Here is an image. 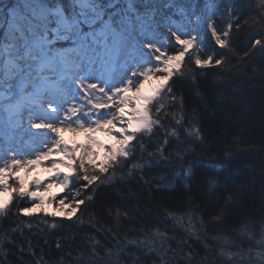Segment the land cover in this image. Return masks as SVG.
I'll return each mask as SVG.
<instances>
[{"label": "trees", "instance_id": "1", "mask_svg": "<svg viewBox=\"0 0 264 264\" xmlns=\"http://www.w3.org/2000/svg\"><path fill=\"white\" fill-rule=\"evenodd\" d=\"M73 1L0 0V42L10 43L18 55L16 74L4 75L0 60V80L9 87V101L19 95V80H33L35 70L23 47L13 43L10 26L23 22L41 29L46 20L54 25L50 12L54 7L72 20ZM93 2L96 11L102 10L101 17L83 27L82 34L102 22L114 29L125 26V1ZM132 2L140 20L158 32L166 21L188 27L187 22L209 6L211 22L198 47L183 52L167 81L181 64L185 73L191 68L194 77L173 78L171 94L166 81L159 104L151 103L157 105L149 107L156 122L153 131L136 134L145 144L143 152L137 141L134 156L121 157L107 173L89 168L88 174H97L99 180L87 189L70 182L66 199L85 202L73 216L35 211L28 197L14 195L9 210L0 213V264H250L258 249L264 224V53L259 49L245 53L255 39L264 40L252 26L258 17L250 7L264 12V0ZM229 6L234 8L232 19L240 18L239 27L229 23ZM225 32L230 35L225 37ZM219 35L225 39L224 47L216 44ZM67 44L52 43L56 48ZM181 51L178 45L165 52L170 56ZM185 55L193 63L197 55L224 62L216 66L213 61L202 69L189 65ZM181 164L192 167L190 181L181 176ZM209 175L216 184L205 182ZM72 177L82 181L83 172L77 169ZM23 207H30L31 214L21 212ZM72 208L74 212L76 205Z\"/></svg>", "mask_w": 264, "mask_h": 264}, {"label": "rangeland", "instance_id": "2", "mask_svg": "<svg viewBox=\"0 0 264 264\" xmlns=\"http://www.w3.org/2000/svg\"><path fill=\"white\" fill-rule=\"evenodd\" d=\"M122 1H125L126 24L117 29L108 22H102L94 30L82 34L83 27L91 26L101 17L102 10L98 7L96 11L93 0H74L72 20L61 9L54 7L50 9L54 25L46 20L41 29H34L23 22L11 23L10 26L13 43L23 47L26 57L35 63V70L33 80H19V95L13 101L8 100L10 94L6 89L9 87L0 80V156L7 149L27 153L23 158L30 173H22L26 187H30L36 177H40L45 186L53 183L56 186L48 194L57 197V204L59 199H66L58 184L69 168L80 167L81 164L90 169L98 168L108 158L107 150H102L99 141L94 140L87 146L84 141L74 144L73 137H87L85 131H88L90 136L108 139L107 128L114 125V118L124 103L121 96L138 84L151 80L153 72L161 71L163 74L154 80L158 83L155 91L151 93L150 86L145 84L138 96L140 122H149L151 117L147 102L152 100L150 104H159L157 94L178 68L183 52L198 47L202 33L211 22L210 17L207 23L201 25L197 42L188 43L187 33L195 26L194 19L200 17L203 11L187 22L188 27L185 23L166 21L163 30L158 32L140 20L134 12L132 0ZM177 34L184 41L179 40ZM64 41L70 44L63 47L57 45L59 48L52 45ZM178 45L183 47V51L166 55L167 48ZM11 46L10 43L0 42L4 75L19 72L18 55ZM51 119L55 125L53 131ZM33 120L35 123L31 124ZM143 131L142 127L139 130L133 128L119 141ZM115 145L124 146L117 142ZM38 147L46 149L41 152ZM91 148L102 151L98 159ZM13 182L16 183L14 179ZM31 189L37 190L34 187ZM7 200L8 192L0 191V202ZM41 206L45 213H57L59 216H67L64 212L71 215L74 210L59 209L50 201ZM34 210L39 209L34 207Z\"/></svg>", "mask_w": 264, "mask_h": 264}, {"label": "snow or ice", "instance_id": "3", "mask_svg": "<svg viewBox=\"0 0 264 264\" xmlns=\"http://www.w3.org/2000/svg\"><path fill=\"white\" fill-rule=\"evenodd\" d=\"M14 2L18 3V0H14ZM250 7L252 8V12L257 13V15H255L256 17H258V20L255 22L254 25L258 28V31L262 34H264V12L261 11V9L256 8L252 5H250ZM12 15L13 17L16 14V10L12 9ZM226 12L229 13V23L233 24L237 27L240 26V18L239 16H236L235 20L232 19V14L234 13V8L229 6L226 8ZM245 23H248V20H245ZM216 32L218 33L220 31V29L216 28L214 26V24L212 25ZM225 37L229 36L230 33L229 32H225L223 34ZM178 39L181 41H184V38H182L181 35L177 34ZM218 46L224 47L225 46V39L222 38L220 35L218 36L217 39V43ZM256 49H259L261 51V53H264V40L262 39H255L252 42V47L249 50L248 53H245V56H249L251 55ZM184 60H187L189 65H195L198 66L200 68H205L206 66H209L213 63L216 66H220L222 65V63L224 62L222 59L219 58H215L211 55L207 56V58L202 57L201 55H197L194 58V63L193 60L190 59L187 55H185ZM183 66L184 64H181L180 66V71L177 74H174L173 77L171 79H169L167 81V85L165 88L169 89V94L170 93V89H171V81L173 78L177 77V76H188L189 78L194 77L195 73L191 71L190 68V74L189 73H185L183 71ZM193 83H195V81L193 80ZM161 92L157 94V96H160ZM152 101V100H151ZM147 102L148 105V109L149 107H153L156 108L157 105L156 104H151L150 102ZM176 104V100L175 97H173V106H175ZM182 104V101H181ZM35 123V121L33 120V122L31 124ZM156 123L154 122L152 119L149 122H138V121H134L131 122L129 127L134 128L139 130V128H143L144 131L141 133H151L153 131V124ZM39 126V125H37ZM151 138V137H149ZM139 141V148L141 150V152H143L144 148H145V144L142 140L141 137H137V136H133V137H129L127 138V140L125 141H118L117 144L119 143H123L124 146L123 147H118L116 145H112L108 150H107V159L104 162V164L102 166L98 165V169L100 173H107L109 170V165H115L116 162L121 158H127V159H131L135 152H136V142ZM157 152H159V148L156 149ZM186 151H188V149H186ZM116 153V154H113ZM162 154V153H161ZM24 155H27V153H19L17 152L15 149H7L4 153L3 156H0V191H7L8 192V196H9V200L4 201V202H0V213L3 212H7L10 208L12 201V197L14 195H18L21 198L24 197H30L32 198L29 203L31 204L32 207H35L37 209H39L40 211H43L41 205H43L46 201H50L53 202L54 206L58 207L59 209L61 207H64L65 209H69L72 208L73 205H76V210L71 214L68 215L66 212H64L65 215L71 217L74 214L77 213V209L83 205L85 202L83 200H75L72 201L71 203L69 202L68 199H59L58 204L56 203L57 197L55 195H49L48 192L49 190L56 186L53 183L47 184L45 186V184L42 183L41 178L40 177H36L35 179H33L31 181V185L32 187L36 188L37 190H32L29 187H26V181H25V175L23 174H27L30 173L29 169L25 163V159L23 158ZM77 155H79V153H77ZM149 156H152V153H149ZM178 158H180L181 160L183 159V154L178 153L177 154ZM86 158V157H85ZM127 159L125 160V163H127ZM28 162L31 163L30 158H28ZM90 164L93 163V161H89ZM77 169L80 172H83V179L82 181L79 179H75L73 180L72 177V173L76 172ZM88 169L89 167H85L83 166V164H81L80 167H74V168H69L68 172H66V175L64 176L63 180L58 184V186L63 190L62 195L63 196H67V189H69L70 187H72V183H70V181H72L73 183H77V184H83V187L85 189H87V187L89 185H91L93 183V181H98L99 180V176L97 174H92L89 175L88 174ZM77 175H79V172H77ZM193 175V170L192 167H187L185 168L183 166V164H181V176L185 179L190 181ZM15 180L16 183L15 185H13L11 183L12 180ZM205 182L210 184V185H214L216 184V178L209 175L205 178ZM189 185H186V187H188ZM43 188L44 191H39V189ZM230 198V197H229ZM38 202V203H37ZM21 212H23L25 215H30L31 214V208L30 207H23L20 209ZM50 215H57V213H51ZM215 219H218V217H216ZM260 231L262 234V238L261 241L258 243L257 247L260 249H264V224L261 225L260 227ZM253 235H255V233H253ZM250 255V253H249ZM261 255V259L259 260V264H264V252L260 253ZM231 258V257H230Z\"/></svg>", "mask_w": 264, "mask_h": 264}, {"label": "bare ground", "instance_id": "4", "mask_svg": "<svg viewBox=\"0 0 264 264\" xmlns=\"http://www.w3.org/2000/svg\"><path fill=\"white\" fill-rule=\"evenodd\" d=\"M209 18H210V8H209V6H206L204 8L201 16L196 17L194 19L195 26L187 33L186 41L188 43L192 42L194 40H195V42H197L198 35H199L200 29H201V25L207 23ZM158 78H157V80H158ZM145 84H148L150 86V92L153 93L155 91V87H157L158 83L154 80L153 81L148 80L143 85L138 84L135 88H133L132 91L125 93L121 96V99L124 103L114 118V125H112L110 128H107V131L109 134L108 139L96 137V136H94V137L90 136L88 131H85V135H87V137H84V136H78L77 138L73 137L74 144H76L77 142H83L84 141L87 144V146H89L94 140H97L101 144L102 150L105 151V150H108L112 145H115L116 142L121 140L122 136H124L126 133L130 132L133 129V128L129 127L130 123L134 122V121L140 122V120H141V115L138 111L137 105H138V98H139L138 96H140V94L143 90L142 88ZM50 122H52V131H53V128H55L54 127L55 125L53 124V122H54L53 119H51ZM61 134H64L65 136L69 135V133H66V134L60 133L59 135H61ZM35 137H37L36 134H35ZM95 137H96V139H95ZM31 149H33V147ZM45 149L46 148H44V147L43 148L38 147V150L41 152H42V150H45ZM91 151L93 152L96 159L99 158V156L102 152V151L100 152L97 149H93V148H91ZM47 174H50V173H47ZM166 251L168 252L169 248ZM261 252H264V249L258 248L256 250L255 254H253V258L249 260L250 264H259V260L261 259V255H260Z\"/></svg>", "mask_w": 264, "mask_h": 264}]
</instances>
